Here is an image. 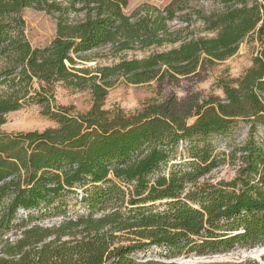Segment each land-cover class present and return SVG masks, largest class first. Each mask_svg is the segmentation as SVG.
Returning a JSON list of instances; mask_svg holds the SVG:
<instances>
[{
    "label": "trees",
    "instance_id": "obj_1",
    "mask_svg": "<svg viewBox=\"0 0 264 264\" xmlns=\"http://www.w3.org/2000/svg\"><path fill=\"white\" fill-rule=\"evenodd\" d=\"M128 1L67 0L63 6L56 0H0V126L7 113L30 103L57 124L41 132L0 131V225L18 229L43 212L60 218L50 227L24 228L15 243L3 245L0 264H134L131 256L151 247L212 256L264 241V137L257 135L264 130L261 56L242 77L222 84V99L152 102L130 115L103 109L118 78L144 84L186 77L201 61L211 66L233 56L250 34L261 42L264 0H210L219 9L209 14L188 7L193 0H172L162 9L142 4L125 15ZM25 8L56 14L48 46L32 47L25 38ZM192 15L215 36L186 41L179 36L186 27L169 26L176 20L189 24ZM178 42L142 59L76 68L96 48L116 55ZM57 83L88 91L90 109L71 115L68 107H52ZM238 119L249 132L230 152L233 159L239 153L236 177L200 182L217 164L208 138L225 135ZM183 142L188 160L161 174ZM68 195L77 208L71 213ZM119 233L133 243L116 246Z\"/></svg>",
    "mask_w": 264,
    "mask_h": 264
},
{
    "label": "rangeland",
    "instance_id": "obj_2",
    "mask_svg": "<svg viewBox=\"0 0 264 264\" xmlns=\"http://www.w3.org/2000/svg\"><path fill=\"white\" fill-rule=\"evenodd\" d=\"M63 6L67 5V0H56ZM172 0H129L123 12L130 15L142 4H149L157 8H164ZM193 10H202L204 14L219 9V6L211 3L210 0H193L189 6ZM189 12L184 11L182 14ZM70 19L74 16L69 14ZM181 15V14H180ZM24 20L23 33L32 47L43 48L48 46L55 38L56 33V14H47L31 8H25L21 12ZM80 17V16H79ZM172 30L183 29L179 34L180 38L186 41L198 38H209L215 36V33L205 30L201 20L191 16V22L181 23L178 20L170 22ZM180 42L171 45H165L161 48H150L143 51H125L112 55L108 47H100L86 52L82 56L90 58L87 62L78 61L76 68H88L89 70L101 66H112L120 59H142L157 51H165L178 47ZM264 60V37L260 42L257 34L248 35L238 46L237 52L220 62H215L207 66L205 61H201L197 71L186 77H177L174 80H165L162 82L151 81L144 84H129L124 78H118L113 86L108 90V94L103 104L106 111H120L126 115L133 114L141 110L145 104L152 102L169 101L174 105L182 103L196 102L212 97L223 98L221 86L239 79L244 73L253 66V60L257 57ZM2 89V88H0ZM54 102L52 107L63 106L70 108V114H83L90 109L91 98L88 91H80L67 88L62 83H57L53 88ZM264 99V96H263ZM5 124L0 126V131L6 134L26 133L37 131L41 132L48 128H56L54 121L41 115V108L33 103L24 105L17 111L5 115ZM192 119L190 118L189 121ZM249 125L242 119H238L234 126L223 136H210L208 143L212 148V155L216 156V166L200 182L217 184L219 182H229L233 180L238 168L241 166L239 153H236L233 159L230 152L238 149L248 137ZM260 139L264 137V130L260 129L257 134ZM197 140V139H195ZM201 147V143H195ZM188 143L183 142L178 145L177 157L174 162L161 169V174H167L171 170V165L182 163L188 160ZM174 163V164H172ZM68 204L71 211L75 203L74 196L68 195ZM157 210L163 209L161 205ZM77 209V208H76ZM79 210H83L79 207ZM49 213V212H48ZM36 218L24 220L21 228L4 229L0 225V252L5 243L13 244L21 236V231L32 225L50 227L59 223V216L48 215L43 212ZM119 239L115 241L116 246H126L132 244V236L124 233L116 234ZM0 257L3 254L0 253ZM131 258L134 264H264V241L255 246H234L224 253L212 256H197L195 252L187 249L175 250L161 247H151L140 252H135ZM109 264V263H107Z\"/></svg>",
    "mask_w": 264,
    "mask_h": 264
}]
</instances>
